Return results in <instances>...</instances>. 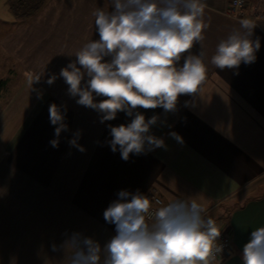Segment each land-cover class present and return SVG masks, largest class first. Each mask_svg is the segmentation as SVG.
Instances as JSON below:
<instances>
[{
    "label": "crops",
    "instance_id": "0c3cea01",
    "mask_svg": "<svg viewBox=\"0 0 264 264\" xmlns=\"http://www.w3.org/2000/svg\"><path fill=\"white\" fill-rule=\"evenodd\" d=\"M229 1L202 0L208 71L198 94L181 95L174 113L137 109L146 119L159 117L150 133L166 148L130 154L127 161L107 143L108 125L127 124L134 117L118 112L101 124L95 110L66 94L68 85L59 77L76 51L99 39L92 12L113 10L110 0H47L31 18L11 23L0 18V80L5 81L0 96V264H63L64 250L54 252L52 245L59 247L73 233L103 247L116 234L103 213L121 190L145 196L156 190L166 204L196 198L203 215L230 235L231 251L213 264H243L251 232L264 227V19L253 18L252 5L240 18L229 16ZM2 4L9 9L8 0ZM241 19L256 25V60L220 70L211 57L218 43L240 28ZM200 51L195 43L191 53ZM52 74L58 78L49 85ZM52 103L67 105L69 131L61 133L58 148L49 143L56 138L48 111ZM78 129L84 153L68 143Z\"/></svg>",
    "mask_w": 264,
    "mask_h": 264
},
{
    "label": "clouds",
    "instance_id": "9594fccd",
    "mask_svg": "<svg viewBox=\"0 0 264 264\" xmlns=\"http://www.w3.org/2000/svg\"><path fill=\"white\" fill-rule=\"evenodd\" d=\"M110 7L113 10L94 9L99 39L76 51V59L60 70L59 77L68 85L66 94L77 105L95 110L101 124L114 120L118 112L134 117L127 124L108 125L107 143L127 161L130 154L166 148L162 138L150 133L159 117L146 119L137 109L159 107L174 113L181 95L198 94L208 71L203 50L208 25L202 0H110ZM239 23L240 28L222 39L211 57L220 70L256 60L260 49V38H252L256 25L250 19ZM195 43L201 46L198 55L191 53ZM57 78L52 74L46 82L52 85ZM39 80L37 76L30 83ZM37 98L42 99V94ZM48 111L51 125L56 126V138L49 143L58 148L61 133L69 131L67 105L52 103ZM81 135L82 130H76L68 143L84 153ZM170 135L183 143L179 134ZM118 197L103 213L104 220L115 225L116 234L103 247L80 233H73L59 247L53 244L52 251L64 250L63 264H213L222 252L221 230L212 217L203 215L205 209L196 198H177L150 212V199L139 191L121 190ZM242 260L264 264V227L251 232Z\"/></svg>",
    "mask_w": 264,
    "mask_h": 264
},
{
    "label": "built area",
    "instance_id": "2783aa9c",
    "mask_svg": "<svg viewBox=\"0 0 264 264\" xmlns=\"http://www.w3.org/2000/svg\"><path fill=\"white\" fill-rule=\"evenodd\" d=\"M250 5H252L253 18L255 20L264 19V0H230L227 14L233 18H240ZM146 196L151 202L150 212H154L157 208L166 205V202L156 190H151ZM218 228L221 230L218 243L222 245L223 250L220 254H217L216 258L231 251V239L229 233L221 227Z\"/></svg>",
    "mask_w": 264,
    "mask_h": 264
},
{
    "label": "trees",
    "instance_id": "16d2710c",
    "mask_svg": "<svg viewBox=\"0 0 264 264\" xmlns=\"http://www.w3.org/2000/svg\"><path fill=\"white\" fill-rule=\"evenodd\" d=\"M47 0H8L9 10L17 20L28 19L38 13ZM5 81L0 80V96L4 90Z\"/></svg>",
    "mask_w": 264,
    "mask_h": 264
},
{
    "label": "rangeland",
    "instance_id": "374dc122",
    "mask_svg": "<svg viewBox=\"0 0 264 264\" xmlns=\"http://www.w3.org/2000/svg\"><path fill=\"white\" fill-rule=\"evenodd\" d=\"M4 15H6V16H4ZM0 18L7 20L9 23H11V22H13L15 17L12 15V13L9 11V9L7 7L3 8V4H2L0 6Z\"/></svg>",
    "mask_w": 264,
    "mask_h": 264
}]
</instances>
